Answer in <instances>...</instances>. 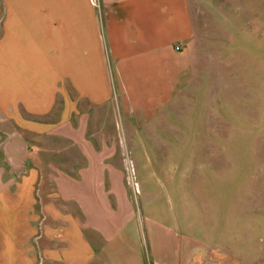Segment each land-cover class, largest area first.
<instances>
[{
	"label": "crops",
	"instance_id": "obj_1",
	"mask_svg": "<svg viewBox=\"0 0 264 264\" xmlns=\"http://www.w3.org/2000/svg\"><path fill=\"white\" fill-rule=\"evenodd\" d=\"M233 6L229 0H0V264L6 252L19 264H148L140 254L102 259L123 252L132 233L122 187L127 152L111 143L96 153L88 149L86 139H119L98 126L89 131V118L109 107L126 124L172 105L201 55L245 30L246 19ZM48 139L60 144L46 145ZM69 145L77 158L68 170L52 156L73 157ZM38 197L53 219L63 214L57 203L70 201L98 244L86 245L80 229L69 230L74 244L67 256L49 235L36 249L42 260L27 263L35 249L20 234L36 226ZM195 248L189 259L182 249L157 264H264L260 245L252 256L215 263Z\"/></svg>",
	"mask_w": 264,
	"mask_h": 264
},
{
	"label": "rangeland",
	"instance_id": "obj_2",
	"mask_svg": "<svg viewBox=\"0 0 264 264\" xmlns=\"http://www.w3.org/2000/svg\"><path fill=\"white\" fill-rule=\"evenodd\" d=\"M229 2L244 15L245 30L226 43L214 42L198 56L193 80L177 88L172 105L154 117L129 119L126 124L124 116L109 107L97 110V120L89 118V131L98 126L119 139H86L88 149L96 153L111 143L127 152L122 187L132 233L122 241L123 252L102 253L104 260H134L140 254L148 264H157L174 259L182 249L189 259L195 246L214 263L252 256L256 245L262 246L264 256V0ZM51 144L57 147L60 141L48 139L46 145ZM66 148L74 151L73 157L52 158L67 162L69 170L77 151ZM37 201L35 228L20 234L27 249H35L30 256L26 253L27 263L42 260L36 249L49 235H54L52 244L59 253L67 256L74 244L69 230L80 229L86 245L98 244L70 201L57 203L63 214L56 219L45 217L40 197ZM88 256L98 258L97 253ZM5 257L6 264H19L11 261L10 252Z\"/></svg>",
	"mask_w": 264,
	"mask_h": 264
},
{
	"label": "built area",
	"instance_id": "obj_3",
	"mask_svg": "<svg viewBox=\"0 0 264 264\" xmlns=\"http://www.w3.org/2000/svg\"><path fill=\"white\" fill-rule=\"evenodd\" d=\"M179 49V47H176V50H178Z\"/></svg>",
	"mask_w": 264,
	"mask_h": 264
}]
</instances>
